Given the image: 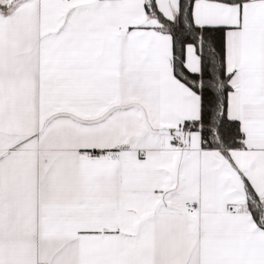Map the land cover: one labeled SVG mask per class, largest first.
I'll use <instances>...</instances> for the list:
<instances>
[{"label":"snow or ice","instance_id":"snow-or-ice-1","mask_svg":"<svg viewBox=\"0 0 264 264\" xmlns=\"http://www.w3.org/2000/svg\"><path fill=\"white\" fill-rule=\"evenodd\" d=\"M0 264H264V0H0Z\"/></svg>","mask_w":264,"mask_h":264}]
</instances>
